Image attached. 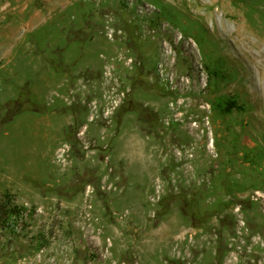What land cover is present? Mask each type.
Listing matches in <instances>:
<instances>
[{
  "label": "rangeland",
  "instance_id": "rangeland-1",
  "mask_svg": "<svg viewBox=\"0 0 264 264\" xmlns=\"http://www.w3.org/2000/svg\"><path fill=\"white\" fill-rule=\"evenodd\" d=\"M3 199L0 264H264V0H0Z\"/></svg>",
  "mask_w": 264,
  "mask_h": 264
},
{
  "label": "trees",
  "instance_id": "trees-1",
  "mask_svg": "<svg viewBox=\"0 0 264 264\" xmlns=\"http://www.w3.org/2000/svg\"><path fill=\"white\" fill-rule=\"evenodd\" d=\"M235 101L228 100V106L225 110L230 111ZM27 207L18 205L10 201V199L0 200V222L10 232H15L18 222L23 220L24 212Z\"/></svg>",
  "mask_w": 264,
  "mask_h": 264
},
{
  "label": "bare ground",
  "instance_id": "bare-ground-1",
  "mask_svg": "<svg viewBox=\"0 0 264 264\" xmlns=\"http://www.w3.org/2000/svg\"><path fill=\"white\" fill-rule=\"evenodd\" d=\"M192 8H196V12H198V13H201L202 12V9L201 8H199V7H197V6H194V5H192ZM238 28V27H237ZM243 29V28H242ZM238 31H240V30H238ZM249 31V30H248ZM237 34V33H236ZM238 35V34H237ZM239 36V35H238ZM254 59V58H253Z\"/></svg>",
  "mask_w": 264,
  "mask_h": 264
}]
</instances>
